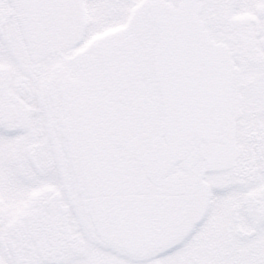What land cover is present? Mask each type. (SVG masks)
<instances>
[{
	"label": "snow or ice",
	"instance_id": "snow-or-ice-1",
	"mask_svg": "<svg viewBox=\"0 0 264 264\" xmlns=\"http://www.w3.org/2000/svg\"><path fill=\"white\" fill-rule=\"evenodd\" d=\"M0 264H264V0H0Z\"/></svg>",
	"mask_w": 264,
	"mask_h": 264
},
{
	"label": "flooded vegetation",
	"instance_id": "flooded-vegetation-1",
	"mask_svg": "<svg viewBox=\"0 0 264 264\" xmlns=\"http://www.w3.org/2000/svg\"><path fill=\"white\" fill-rule=\"evenodd\" d=\"M62 187L63 191L54 186H46L44 189H38L29 193L25 200H13L10 205L12 217L10 221V227L12 228L10 243L13 247L17 245H23L29 249L41 247V234L35 227L37 217L47 218L46 230L49 232H54L60 227V222L56 216V208L51 201L53 199L59 200L62 197L71 198V192L68 186L65 184ZM49 193L51 194L50 196ZM41 197H47L49 203L41 208H37L36 202L40 200ZM18 225L21 227H28H26L24 231H17Z\"/></svg>",
	"mask_w": 264,
	"mask_h": 264
}]
</instances>
